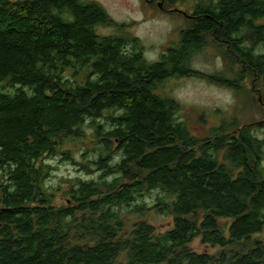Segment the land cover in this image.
Masks as SVG:
<instances>
[{"label": "trees", "instance_id": "1", "mask_svg": "<svg viewBox=\"0 0 264 264\" xmlns=\"http://www.w3.org/2000/svg\"><path fill=\"white\" fill-rule=\"evenodd\" d=\"M262 19L264 0H195L179 39L150 62L139 37L97 31L123 26L97 1L0 0V264H264L254 236L264 230V120L235 116L200 137L179 118L182 103L159 92L181 76L264 86ZM210 45L227 72L193 67ZM88 121L101 145L81 165L102 172L68 182L57 201L45 157L74 160L63 146ZM154 191L153 205L140 201ZM152 209L173 225L158 230L144 218ZM197 237L221 251L193 249Z\"/></svg>", "mask_w": 264, "mask_h": 264}, {"label": "rangeland", "instance_id": "2", "mask_svg": "<svg viewBox=\"0 0 264 264\" xmlns=\"http://www.w3.org/2000/svg\"><path fill=\"white\" fill-rule=\"evenodd\" d=\"M94 1L102 4L109 14L123 25L122 27L99 25L97 31L102 35L130 34L139 37L145 46V57L150 62L159 60L167 47L179 39L180 31L188 26V15L193 12L195 4V0H187L184 4L178 3L172 6L164 4L163 0ZM159 3L162 6H159ZM261 22H264V19ZM192 64L198 70L209 74L228 71V64L222 52L214 45L207 46L194 56ZM233 66L236 69L241 68L239 65ZM231 72L234 73V70ZM71 73L72 71L69 70L68 75L71 76ZM81 77L82 75L79 74L78 78L81 79ZM240 89L236 92L230 87L214 83L207 78L181 76L166 80L160 85L159 92L179 100L183 107L178 113L179 118L187 122L194 134L206 137L214 126L225 119L231 120L235 116L241 124L264 120V96L262 95L264 86L250 77ZM89 121L84 126V137L63 146L73 150L74 160L66 158L63 153L45 157V162L51 165L46 184L55 190L57 201H66L65 191L68 188V182L78 176L83 178L99 176L102 172L92 163H90L94 170L92 172L83 169L81 165V162L95 159L98 156L97 146L101 145L93 136L94 129ZM100 121L107 123L105 118H101ZM258 132L264 138V128L259 129ZM157 194L154 191L143 196L140 201L143 199L148 205H153ZM127 216L134 221L139 218V214L132 212ZM144 218L152 222L158 230L170 228L174 221L172 214L158 212L155 209L147 211ZM221 221L226 225L230 222L225 218ZM254 236L264 239V230ZM191 247L199 252L210 253H218L222 249L220 246L204 243L201 237L194 239Z\"/></svg>", "mask_w": 264, "mask_h": 264}, {"label": "water", "instance_id": "3", "mask_svg": "<svg viewBox=\"0 0 264 264\" xmlns=\"http://www.w3.org/2000/svg\"><path fill=\"white\" fill-rule=\"evenodd\" d=\"M159 6H162V4L161 3H159ZM185 13V12H184ZM188 16H190V15H188Z\"/></svg>", "mask_w": 264, "mask_h": 264}]
</instances>
